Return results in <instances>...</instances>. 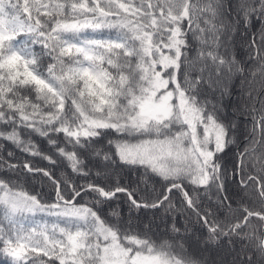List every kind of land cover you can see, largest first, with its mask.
<instances>
[{
    "label": "snow or ice",
    "instance_id": "6c2138e0",
    "mask_svg": "<svg viewBox=\"0 0 264 264\" xmlns=\"http://www.w3.org/2000/svg\"><path fill=\"white\" fill-rule=\"evenodd\" d=\"M0 173V264H264V0H0Z\"/></svg>",
    "mask_w": 264,
    "mask_h": 264
},
{
    "label": "trees",
    "instance_id": "16d2710c",
    "mask_svg": "<svg viewBox=\"0 0 264 264\" xmlns=\"http://www.w3.org/2000/svg\"><path fill=\"white\" fill-rule=\"evenodd\" d=\"M238 83L239 82H237V85H238ZM232 99L234 101L235 97H233ZM226 103H227V101H226ZM227 111H228V114L231 115V112H232L231 107H229ZM33 139L36 141L37 144L40 145L41 150L49 151L47 142L45 140H43L37 136H33ZM7 148L11 149L12 146L9 144V145H7ZM15 151H16V157L18 160H20V159H32L31 157L25 156L24 154H22L18 150H15ZM5 155H6V153H5ZM34 163H36L38 166H41V167L46 166V163L44 161H40L38 159L35 160ZM137 175H138V173H137ZM0 176H4V177L8 178V174H6V173H0ZM10 178L17 179L16 177H10ZM124 179H128V176L125 175ZM21 183L23 184L24 188L27 191H29L32 194L39 193L40 196H42L45 201H50L52 199L53 194H52L51 186L48 185L46 182L44 184H41L38 180H33L29 177H24L21 180ZM251 192H252L253 196L255 197V188L254 187L251 188ZM249 205L253 206L257 210H259L258 199H257V202L255 204H252V202L249 201ZM114 206L115 205L105 206V213L109 212L111 210V208ZM120 208H121L123 216L125 218H127V216H128L127 205H125L123 202H121ZM133 219H134V221H140V222L146 223V222H149L153 219V214L150 211L142 212L139 214L138 217L135 214H133ZM178 219H179V222H178L177 226L182 228L183 227V220H182V218H178ZM167 223H171V221L168 220ZM254 223H258V222L254 221ZM156 224H158L159 227L158 228L154 227V233L155 234L153 235V239L156 240L158 243L162 240H165V239L171 240L172 236L168 233L165 223L161 222L159 213H157V215H156ZM141 227H142V224H141Z\"/></svg>",
    "mask_w": 264,
    "mask_h": 264
},
{
    "label": "rangeland",
    "instance_id": "374dc122",
    "mask_svg": "<svg viewBox=\"0 0 264 264\" xmlns=\"http://www.w3.org/2000/svg\"><path fill=\"white\" fill-rule=\"evenodd\" d=\"M147 223V222H146Z\"/></svg>",
    "mask_w": 264,
    "mask_h": 264
}]
</instances>
